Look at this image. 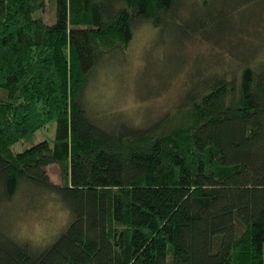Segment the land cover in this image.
<instances>
[{
	"label": "trees",
	"instance_id": "obj_1",
	"mask_svg": "<svg viewBox=\"0 0 264 264\" xmlns=\"http://www.w3.org/2000/svg\"><path fill=\"white\" fill-rule=\"evenodd\" d=\"M53 1L48 23L50 0H0V209L52 197L69 219L42 246L0 224V264H264V46L226 65L239 5ZM144 25L214 52L162 114L101 122L89 87ZM52 121V140L12 149Z\"/></svg>",
	"mask_w": 264,
	"mask_h": 264
},
{
	"label": "rangeland",
	"instance_id": "obj_2",
	"mask_svg": "<svg viewBox=\"0 0 264 264\" xmlns=\"http://www.w3.org/2000/svg\"><path fill=\"white\" fill-rule=\"evenodd\" d=\"M50 2L41 12L48 23L55 21L54 1ZM219 2L216 0L215 4ZM226 2L229 6L239 5L228 19V32L222 34L225 48L233 55V58L225 59V63L232 67L255 56L264 46V0ZM178 35L175 29L160 30L151 25H144L135 33L125 55V65L120 64L121 58L114 61L117 60L115 57L109 60V70L101 69L95 78V86L89 87V94L95 100L99 111L98 119L101 122L121 124L131 122V116L137 122L141 117L162 114L177 103L187 88L186 78L196 77L204 66V59L200 55L210 59L214 52L207 43L196 39L188 41L183 48L177 45L180 39ZM181 68H185V71L166 82L168 74ZM157 89H160L159 93L154 95ZM55 125L54 121L49 122L28 138L15 143L12 149L20 152L39 141L52 140ZM46 170L52 182L61 183L60 166L57 163L46 166ZM29 201L35 202L33 205L39 204L31 208L33 205L21 201L15 203V206L0 209V224H11L15 219L13 233L16 237L42 246L63 229L69 214L52 197L42 201L39 196H34ZM21 206L30 208L18 212ZM6 227L11 229V225Z\"/></svg>",
	"mask_w": 264,
	"mask_h": 264
}]
</instances>
